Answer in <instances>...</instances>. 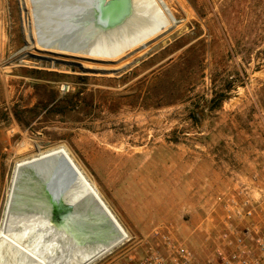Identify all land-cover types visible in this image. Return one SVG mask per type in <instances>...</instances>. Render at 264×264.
<instances>
[{"label":"rangeland","instance_id":"1","mask_svg":"<svg viewBox=\"0 0 264 264\" xmlns=\"http://www.w3.org/2000/svg\"><path fill=\"white\" fill-rule=\"evenodd\" d=\"M167 1L175 31L110 74L15 60L21 4L0 0V198L13 160L67 145L133 234L98 264L144 256L161 234L205 255L227 201L264 200V0Z\"/></svg>","mask_w":264,"mask_h":264},{"label":"bare ground","instance_id":"2","mask_svg":"<svg viewBox=\"0 0 264 264\" xmlns=\"http://www.w3.org/2000/svg\"><path fill=\"white\" fill-rule=\"evenodd\" d=\"M135 1L150 4L156 19L142 25L144 27L135 33L114 35L119 36L118 44L115 42L107 47L82 50L58 47L48 42L44 35V21L49 15L37 9L36 0H20L28 47L19 61L33 58L49 61L53 65L58 61L57 56L61 55L75 60L73 62L83 69H97L100 73L110 74L130 66L153 45L165 41L178 26L167 0ZM161 11L168 20L165 25ZM22 146L27 148L26 144ZM77 173L83 177L84 183L75 181ZM52 183L65 187L61 191L65 201L76 202L79 210L91 215L84 224L90 235L76 237L72 229H76L77 225L62 226L55 221L44 191ZM90 189L98 194L116 223L96 205L88 192ZM132 239L131 230L67 145L39 148L12 161L0 198V264H98Z\"/></svg>","mask_w":264,"mask_h":264},{"label":"water","instance_id":"3","mask_svg":"<svg viewBox=\"0 0 264 264\" xmlns=\"http://www.w3.org/2000/svg\"><path fill=\"white\" fill-rule=\"evenodd\" d=\"M36 1L38 3L37 9L49 15L48 19L44 21V35L47 36L48 42L54 43L58 47L66 46L74 49L91 50L95 46L107 47L115 42L118 44L119 36L115 37L114 35L127 36L130 33H135L139 28L144 27L142 25L156 19L150 4L135 0ZM160 15L165 19L163 23L165 25L168 21L167 17L162 11ZM27 47L28 45L21 49L14 59L19 60ZM71 64H75V62H71ZM75 181L84 183L80 173H77ZM63 189L65 187L56 183H52L44 189L52 206L53 217L62 226L77 225L76 229H72V234L76 237L85 236L90 231H87L84 224L87 217H91V215L79 210L76 202L65 201L61 197ZM88 192L92 194L96 205L115 222L98 194L93 189Z\"/></svg>","mask_w":264,"mask_h":264},{"label":"built area","instance_id":"4","mask_svg":"<svg viewBox=\"0 0 264 264\" xmlns=\"http://www.w3.org/2000/svg\"><path fill=\"white\" fill-rule=\"evenodd\" d=\"M223 224L212 250L205 255L169 234H161L157 248L123 264H264L262 196L251 197L248 189H240L225 203Z\"/></svg>","mask_w":264,"mask_h":264},{"label":"trees","instance_id":"5","mask_svg":"<svg viewBox=\"0 0 264 264\" xmlns=\"http://www.w3.org/2000/svg\"><path fill=\"white\" fill-rule=\"evenodd\" d=\"M262 53L264 54V48ZM234 81H236L234 79ZM233 82V81H232ZM228 94H227V89L226 90H221L219 92H216L214 98L212 99V104H211V108H214L216 106H218V104H220L225 98H227Z\"/></svg>","mask_w":264,"mask_h":264}]
</instances>
